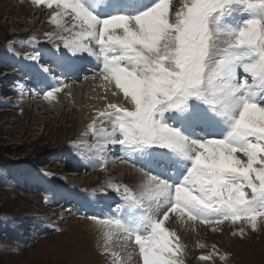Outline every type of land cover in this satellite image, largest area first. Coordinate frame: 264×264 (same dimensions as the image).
I'll list each match as a JSON object with an SVG mask.
<instances>
[{
    "label": "snow or ice",
    "instance_id": "6c2138e0",
    "mask_svg": "<svg viewBox=\"0 0 264 264\" xmlns=\"http://www.w3.org/2000/svg\"><path fill=\"white\" fill-rule=\"evenodd\" d=\"M30 2L58 10L51 22L71 33L63 47L102 61L101 79L133 106L100 114L114 121L108 142L174 173L146 169L135 191L110 186L128 212L97 221L105 238L123 235L142 264H179V238L165 227L170 216L206 227L244 221L256 232L264 219V0H182L175 15L172 0ZM241 70L250 83L239 81ZM208 125L216 138L195 135Z\"/></svg>",
    "mask_w": 264,
    "mask_h": 264
},
{
    "label": "rangeland",
    "instance_id": "374dc122",
    "mask_svg": "<svg viewBox=\"0 0 264 264\" xmlns=\"http://www.w3.org/2000/svg\"><path fill=\"white\" fill-rule=\"evenodd\" d=\"M0 3V264H114L106 255L100 256L92 249L89 253L87 248L92 242L87 234L92 231L91 227L99 225L97 221L121 215L120 208H116L124 200L107 186L117 183L121 166L135 172L134 177L142 175L147 168L148 174L156 173L161 178H169L174 173H165L163 168L155 166L149 168L145 163L148 158L130 162L126 152L121 157L125 150L116 144L104 147H109L108 151L104 149L109 157L87 153L95 140L84 129L81 133H85L79 136V129H74L75 113L58 122L43 117L46 111L37 110L34 104L45 101L48 92L54 95L57 92L56 85L51 84L53 80L47 77L51 73L40 66L49 62L57 69L61 67L65 62L63 39L54 34L55 24L47 22L48 8L41 6L42 12L36 14L16 0H0ZM181 6L182 0H172L171 15ZM17 22L20 26H16ZM38 59L45 62L39 65ZM49 71L51 76L57 74ZM81 74L86 73L82 70ZM45 78L53 87L48 84L45 88ZM67 83L71 93L80 100V93L69 82L64 84ZM34 96L39 98L34 100ZM36 115L44 118L43 124L37 123ZM118 157L124 162L118 161ZM71 178L76 181L72 182ZM102 180H107V184ZM128 180L124 185L129 188L135 185H130ZM105 202L107 205L103 208ZM190 223L177 222L181 225L175 228L186 232L191 229L186 235L192 236L195 246L191 247L190 256L174 257L179 264H264V219L257 221L256 232L244 221L237 224L226 221L207 227ZM173 226L176 223L165 222L168 231L177 232ZM202 256L209 259H199ZM135 260L139 262L141 258Z\"/></svg>",
    "mask_w": 264,
    "mask_h": 264
},
{
    "label": "bare ground",
    "instance_id": "6f19581e",
    "mask_svg": "<svg viewBox=\"0 0 264 264\" xmlns=\"http://www.w3.org/2000/svg\"><path fill=\"white\" fill-rule=\"evenodd\" d=\"M16 1H18L19 4H23V6L27 7L29 10H31V12L33 11L32 13H36L37 14L39 12H42L41 9H40L41 6L40 7L35 6L34 4H32L30 2V0H16ZM126 10H131V9H126ZM47 11H48V14H49V17H50L47 20V22L52 23L51 22V17L53 15H55L58 10L56 8H52V9H48ZM61 22L64 25L66 24L65 27H70L71 24L73 23V21L70 18L67 19V20H62ZM16 24H17L16 26H20L19 22H17ZM13 25L14 24H11L10 26H13ZM4 27L6 28V26H4ZM54 32H55L54 34H56L57 36H60L63 40L68 38L71 35V33L64 32V31H62L61 29H59L57 27L55 28ZM92 47L94 48V50H96L98 52V49H96L94 45ZM68 54H69V56H67ZM63 55H64V58H65V62L62 65L60 64L61 67H59L58 69L53 67V66H51L52 63L49 64V62L48 63L46 62L45 64H43V66H40L42 69H44L47 72L51 73V74H48L46 71H43V73H45L46 75L48 74L47 77H51V79L53 80L52 83H51V82H48V79L47 80H46V78L43 79V84L46 85L45 88H48V84L51 83L54 87L56 85V87H59L61 89V91L57 92V94L54 95L53 99L56 102H53L54 100H52V101L51 100L37 101L34 104L35 105L34 107L36 108V106H38L37 110L39 108H41V110H45L46 112L42 113L43 117L47 116L48 119L52 118V119H54V121H57V122H58V120L59 121L61 119L63 120L67 116L68 117L69 116L72 117V114L75 113L74 116H76L77 123H76V121H74V123H75L74 129L75 130H76V128L79 129V131L77 132L79 134V136L81 134H84L87 131V133H86V134H88L87 136L89 138L91 136L95 140V142L93 143V147H91L90 150H87V153H90V154H93V155H96V156H99V157L101 156L103 158L109 157V155L107 153V151L109 150V147H107L106 149L104 147H106V146H111L112 147V145H113V144L109 143L108 141H106L107 140L106 136H107L108 132H112L113 131L112 125H113L114 121H110V120H108L105 117H100V114L101 113H105L106 111H109V106L110 105H116L117 107H120V108L128 110V111L133 110V106L130 104L129 101L124 99L123 95L121 93H119V91L115 88L114 84H109L106 80H102L101 79V76L103 75V72H102V61H99V60H97L94 57L88 56L87 54H78L76 56H72L66 49L64 50ZM87 61L89 63H85ZM38 62H40L42 64V62H45V61L43 59H41V60L38 59ZM40 63H39V65H40ZM65 65H68L69 67H65ZM21 70H23V68H21ZM49 70H53V72H57V74H55V76H51L52 72H50ZM82 70H83V73L85 72L86 74H81ZM87 71H91V73L88 74ZM98 71H101V72L98 74ZM37 79H38V77H37ZM238 79H239L240 82H243L245 79H247L249 81V83L251 82L250 78H247L242 70L238 72ZM66 82H69V84L72 85L73 90L75 88V90L78 92V94L80 93V100H77V98H75V95L73 93H71L72 90L71 91L69 90L68 83H67V85H65ZM43 91L45 92V90H43ZM40 92L41 91H39L38 93H40ZM113 93H115V95ZM34 95H35V93H34ZM37 95H41V94H37ZM37 98H39V97L38 96H34V100H36ZM36 116H37V118H36L37 123L38 124H43L44 123V120H43L44 118L42 116L38 117L39 115H36ZM170 116H171V114H166L165 115V118L168 119V122L173 124V125H178L179 122L176 121V120L170 119L169 118ZM102 118L104 120H102V122H99V120H101ZM215 119L219 120V117H217ZM66 120H68V119H66ZM73 120H75V119H73ZM83 129L85 130V132L81 133V131ZM195 135L197 137H203V138H216L217 135H218V130L213 125H208V126H206L204 128H197L196 131H195ZM115 138H116V136H115ZM39 139H41V136H39ZM78 140H80V139H78ZM72 144H74V143H72ZM86 145H88V144H86ZM102 145H106V146L101 147ZM116 145L120 146L118 143ZM104 149L105 150L108 149V150L105 151ZM124 150L125 151L122 152V156L121 157L124 158L125 157L124 152H126L128 157H129V158L128 157H126V158L130 159V162H132V160L133 161H137V159L138 160L139 159H141V160L147 159V157H141L138 154L132 153L131 150H128V149H124ZM149 151H151L153 153V155L155 156L158 153L159 150H155V151L154 150H149ZM114 152H115V150H114ZM118 158H120V157H118ZM237 159H240L242 163L247 164L246 157L237 154ZM258 159L264 161V157H258ZM118 161L124 162L123 160H121V158L118 159ZM141 164H143V163H141ZM128 166H130V165H128ZM258 166H259L258 164L254 165L255 168L259 169L260 166L259 167ZM126 167H122L121 166L120 171L118 172L119 179L117 178V181H115L117 183L113 184L112 186H117V187L123 186L124 184H126L124 181H129L128 178H130V182H131V183L129 182L130 185L131 184L132 185L135 184V185H133L135 187L132 186L131 188H129L126 185H124L123 187H128L129 189L135 191V190L138 189V187H139V185H140V183H141V181H142V179L144 177L140 173H139V177H134V175L136 173L133 172L132 170L126 168ZM130 167H133V166H130ZM71 176L77 177L79 175H71ZM71 179H72L71 180L72 182L76 181L75 178H71ZM103 182H105L107 184V180L103 181ZM137 182H138V184H136ZM79 183H80V181L77 182L76 184H79ZM103 185H105V184H103ZM99 186H101V185H99ZM107 187L111 188L110 185H108ZM106 205L107 204L105 202V205H103V208L106 207ZM118 208H120V212H121V215L120 216L118 215L119 218L122 217V216H125L127 214L128 209L125 210L127 208V205H126L125 201H122V203H120V206L117 205L116 210ZM107 216H109V215H107ZM110 219H112L111 216H110ZM186 221L188 223V220H187L186 217H184L183 219H179L177 216H173V217L170 216V219L168 221H166V222L170 223L172 225L174 223H176V226H173L174 229H175L176 227H179L178 225H181L182 223H186ZM177 222H180L181 224H177ZM192 223H190V224H192ZM98 226L94 227L93 229L91 227L92 231L90 232V234H87L88 237L91 238V240H92L91 244H87V248H89V251H88L89 253H90L91 249L92 250H96V251L99 252L98 254L100 256L106 255L108 257L109 261L111 263L113 261L114 264H141V260H139V262H138V260H135L137 258L140 259V256H139V253L136 251L137 250V246L134 243H132L130 240H126L123 235L113 236L112 239L110 241H108L105 238V236H104V231L105 230L100 226V224ZM181 227H183V225ZM71 228H73V227H71ZM186 228H187V226H186ZM181 229L180 230L179 229H175L177 232H174V233L178 234V236L177 235L176 236L179 238V244H181V247L183 248L182 256L183 255L186 256L187 254L190 256L192 254L190 249H191L192 246H194V243H193L192 236L191 235H186V234H189L191 229L188 230L189 232L182 231L183 229L182 230ZM69 233L71 234V232H69ZM70 238L68 237L69 240H70ZM74 238H76L75 235H74L73 239ZM74 241H76V240L74 239ZM77 242H79V241H77ZM81 243H82V241H81ZM194 248H195V246H194ZM89 253H88V255H90ZM133 260H134V262H133ZM109 261H106V262H109ZM99 262H100V260H99ZM224 264H230V262L229 263H224Z\"/></svg>",
    "mask_w": 264,
    "mask_h": 264
},
{
    "label": "trees",
    "instance_id": "16d2710c",
    "mask_svg": "<svg viewBox=\"0 0 264 264\" xmlns=\"http://www.w3.org/2000/svg\"><path fill=\"white\" fill-rule=\"evenodd\" d=\"M41 64V63H40Z\"/></svg>",
    "mask_w": 264,
    "mask_h": 264
}]
</instances>
